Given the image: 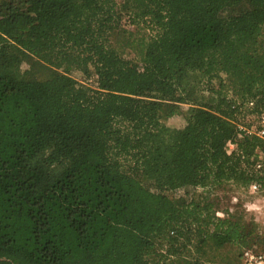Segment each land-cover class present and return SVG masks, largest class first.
I'll return each instance as SVG.
<instances>
[{"label": "trees", "instance_id": "1", "mask_svg": "<svg viewBox=\"0 0 264 264\" xmlns=\"http://www.w3.org/2000/svg\"><path fill=\"white\" fill-rule=\"evenodd\" d=\"M263 107L264 0H0V264L241 263Z\"/></svg>", "mask_w": 264, "mask_h": 264}, {"label": "rangeland", "instance_id": "2", "mask_svg": "<svg viewBox=\"0 0 264 264\" xmlns=\"http://www.w3.org/2000/svg\"><path fill=\"white\" fill-rule=\"evenodd\" d=\"M130 26V25H129ZM130 28L136 29L137 27L131 25ZM142 33H147L145 29H142ZM52 66L51 62L46 59H41V67L43 71H47L48 68ZM20 71L23 73H28L31 69V65L29 62L25 61L20 64ZM77 79L81 80L82 76L80 73L75 72L73 74ZM248 106V105H247ZM190 106H185V112L187 113ZM251 108V107H250ZM247 110V109H246ZM259 111H243L241 113L239 125L244 126H259ZM188 114V113H187ZM165 125L172 130H180L186 124V115H175L168 117L164 120ZM264 146V144H263ZM249 183L247 185L239 186L237 184H227L223 186L217 192V197L220 201L219 216H225L224 209H230L234 213L237 211L244 210L245 217L248 220H255L260 225L259 231L256 235L251 238L250 243L243 248V252L247 248H254L256 250L264 251V189H259L257 191H253L249 187ZM231 249L225 248L220 252V255L216 257L217 264H225L221 263V260L227 258V255H232L230 252ZM241 264V263H238Z\"/></svg>", "mask_w": 264, "mask_h": 264}, {"label": "built area", "instance_id": "3", "mask_svg": "<svg viewBox=\"0 0 264 264\" xmlns=\"http://www.w3.org/2000/svg\"><path fill=\"white\" fill-rule=\"evenodd\" d=\"M248 106L253 108L255 106L254 101H250ZM259 126H244L239 125L240 130L245 131L248 135H255L264 139V107L259 112ZM237 152L242 166L255 174L264 176V147H258L256 152L249 156L240 152L236 144L232 141L228 142V153L232 154ZM249 187L253 191H257L262 188V182L259 180H251ZM241 264H264V251L256 250L254 248H247L243 252Z\"/></svg>", "mask_w": 264, "mask_h": 264}]
</instances>
